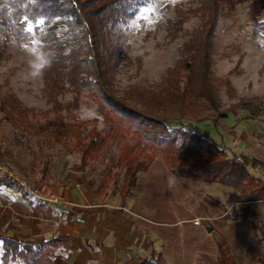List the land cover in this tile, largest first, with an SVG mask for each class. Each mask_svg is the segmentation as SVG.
<instances>
[{"label":"trees","instance_id":"trees-1","mask_svg":"<svg viewBox=\"0 0 264 264\" xmlns=\"http://www.w3.org/2000/svg\"><path fill=\"white\" fill-rule=\"evenodd\" d=\"M222 1L190 0L192 5L185 12L178 7L180 16L175 24L170 19L166 22L172 40L178 37L188 16L198 15L201 23L183 43L176 64L159 79L132 84L119 94L109 80L103 43L114 26L131 20L147 0H0V63L12 40L30 42L28 26L38 24L43 28L38 55L46 61L39 73L52 104L49 110L38 112L24 106L15 93H2L0 86V114L12 128L10 145L33 151L37 144H62L68 151H80L81 165L86 167L100 161L108 143L117 139L121 152L118 160L109 162L105 181L96 190L98 196L108 191L116 169L125 167L119 188L125 199L137 188L139 175L150 169L157 152H161L178 177L219 183L248 192L252 199H264V181L255 174L264 163L246 152L231 151L223 138L217 139L201 125L210 120L218 127L222 118L241 110L255 117L264 105L258 97L241 98L221 108L212 66ZM227 1L251 2L250 18L261 23L264 30V0ZM67 93L72 97L64 101ZM82 96L96 102L109 129L98 128L97 117L84 120L78 116L76 109ZM90 124L95 125L89 128ZM44 133L47 139L41 138ZM1 150L0 144L1 157L13 152L12 148ZM0 185L15 183L0 174ZM90 185L96 189L94 180ZM50 187L57 192L59 185ZM243 214L249 216L247 211ZM216 243V264H238L225 238H216ZM68 244L67 239L57 237L25 243L0 232V264H54L55 249ZM126 264L156 263L137 256Z\"/></svg>","mask_w":264,"mask_h":264},{"label":"rangeland","instance_id":"rangeland-1","mask_svg":"<svg viewBox=\"0 0 264 264\" xmlns=\"http://www.w3.org/2000/svg\"><path fill=\"white\" fill-rule=\"evenodd\" d=\"M191 5L190 0H147L144 5L138 7L131 20L119 22L113 27L103 45L109 68V80L119 94H123L132 84L159 79L168 68L176 64L183 43L200 25L201 19L194 14L188 16L175 40L167 35L166 22L170 19L171 23L175 24L180 16L178 7L185 12ZM251 5V2L231 4L227 0L221 3L212 66L213 80L221 108H228L241 98L258 97L264 101V30L261 23L254 22L250 18L248 10ZM161 20L164 22L161 23ZM37 26L38 24L34 23L28 26L32 36L30 42L20 43L16 39L12 40L8 53L0 63V86L2 93H15L24 106L42 112L49 110L52 104L44 92V81L40 73L33 75L32 62L38 56L43 36V28ZM71 97L72 95L67 93L62 99L67 101ZM76 113L84 120L97 117L96 126L100 129L110 128V124L99 114L96 102L88 96L80 98V106L76 109ZM249 113L246 110H241L238 114L230 113L227 118L220 120L218 127H215L210 120L201 122V125L217 139L223 138L231 151L246 152L264 163V105L259 115L249 117ZM39 119L44 122L43 118ZM94 125L90 124L89 128ZM11 131L10 124L1 113V152L11 148L13 152L6 153L4 157L0 156V163L5 164L31 187L38 188L44 193H56L50 186L58 183L59 171L63 168H68L67 171H70L73 167L82 166L81 152L68 151L62 144L52 143L51 146L45 143L37 144L33 151L23 147H12L8 139ZM41 138L47 139L48 136L44 133ZM120 152L121 144L117 139H113L108 143L100 161L87 165L95 168L101 166V169H92L96 172L92 176L98 177L90 180V182L95 181L96 190L105 181L109 162L113 159L118 160ZM152 165L153 175L162 179L147 184L143 181L146 177L143 174L137 191L141 196L138 203L153 208L154 213L160 218L177 221L175 210L180 206L184 214L201 217L203 232H207L212 225L213 229L210 230L218 232L216 236L221 239L222 232L227 229L226 224L220 223L221 219L214 218L218 217V211L222 208V212H227L226 214L231 218L237 214L240 217H248L257 225V232H264V216L257 213L258 206L250 202L253 197L248 192L211 181L197 182L179 178L172 173L174 179L170 183L161 176L164 167L168 168L161 152H157ZM123 168L125 167L115 171L114 182L110 186L113 187L112 191L119 192L125 177H122ZM255 174L263 180L264 168L260 167ZM15 186L20 189L16 183ZM185 196L189 197L186 203V198H183ZM193 196H202L201 206L196 207L192 204L190 197ZM218 201L220 202L216 203ZM214 203L218 208L216 216L213 213L214 207L211 208ZM246 211L249 216L243 214ZM206 214L212 218L205 219ZM165 228L167 229L164 232H181L179 228L170 226ZM193 229V225L185 228L186 232H193ZM211 250L212 252L202 251V264H216L217 246ZM237 259L238 262H242L240 258ZM153 260L156 264H161V261ZM10 264H22V262Z\"/></svg>","mask_w":264,"mask_h":264},{"label":"crops","instance_id":"crops-1","mask_svg":"<svg viewBox=\"0 0 264 264\" xmlns=\"http://www.w3.org/2000/svg\"><path fill=\"white\" fill-rule=\"evenodd\" d=\"M152 166L139 175L137 188L125 199L120 191H112L113 187L103 196L97 195L90 180L98 178L92 174L101 169L99 165L59 171L56 193L60 202L52 206L38 202L16 186L0 185V198L4 201L0 206V232L25 243H38L51 237L67 239L68 246L55 249L54 264H126L137 256L156 259L161 264H202V251L212 252L211 248L217 246L218 232L210 230L212 225L203 232L201 223H194L201 217L184 214L180 206L175 210L177 221H168L156 215L153 208L138 203L141 196L137 191L143 174L147 184L162 179L153 175ZM122 171L124 177L126 168ZM171 173L169 167H164L161 176L169 180L173 177ZM181 181L184 182L178 180ZM183 198H186L185 203L189 199L188 196ZM190 198L196 207L202 205V196ZM250 202L256 204L257 213L264 216V199H250ZM216 203L211 206L215 216ZM218 213L214 219L226 224L222 238L226 237L236 262L264 264V232H257L256 224L248 217L237 214L226 218L227 212L223 213L222 208ZM209 216L206 214L204 218L211 219ZM192 225L193 232H186V226ZM169 226L181 232H164ZM237 257L242 262H238Z\"/></svg>","mask_w":264,"mask_h":264},{"label":"built area","instance_id":"built-area-1","mask_svg":"<svg viewBox=\"0 0 264 264\" xmlns=\"http://www.w3.org/2000/svg\"><path fill=\"white\" fill-rule=\"evenodd\" d=\"M0 174L6 177L8 180H12L16 183V185L24 192L33 196L38 202L42 204H46L49 206L54 205L55 203L60 202V197L53 192L44 193L43 191L39 190L38 188L31 187L26 183L25 180L20 178L15 172L9 169L5 164L0 163ZM4 205V201L0 198V206ZM195 224H200L201 220L196 218L194 220Z\"/></svg>","mask_w":264,"mask_h":264},{"label":"clouds","instance_id":"clouds-1","mask_svg":"<svg viewBox=\"0 0 264 264\" xmlns=\"http://www.w3.org/2000/svg\"><path fill=\"white\" fill-rule=\"evenodd\" d=\"M32 66L34 69L33 75L38 74L46 66V61H45L44 57L38 55L36 60L34 62H32ZM173 179L174 178H172V177L169 178L170 183Z\"/></svg>","mask_w":264,"mask_h":264}]
</instances>
